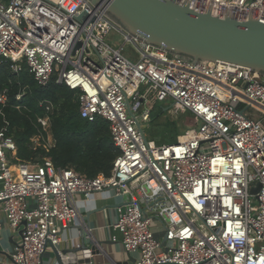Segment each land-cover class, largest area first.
<instances>
[{
  "label": "built area",
  "instance_id": "built-area-1",
  "mask_svg": "<svg viewBox=\"0 0 264 264\" xmlns=\"http://www.w3.org/2000/svg\"><path fill=\"white\" fill-rule=\"evenodd\" d=\"M177 1L219 18L264 20V0ZM127 43L137 60L123 52ZM8 61L16 72L26 63L41 86L55 78L75 90L81 117L107 120L119 149L111 174L89 177L49 158L13 163L16 140L9 123L0 129V236L3 216L23 230L12 263L48 264L46 249L61 244L64 228L91 231L77 195L114 190L127 198L114 227L124 248L141 254L124 264H264V73L142 41L91 0H0V66ZM154 91L197 117L175 143L157 144L143 130ZM7 100L5 90L0 103ZM48 120L39 118L44 128Z\"/></svg>",
  "mask_w": 264,
  "mask_h": 264
},
{
  "label": "trees",
  "instance_id": "trees-1",
  "mask_svg": "<svg viewBox=\"0 0 264 264\" xmlns=\"http://www.w3.org/2000/svg\"><path fill=\"white\" fill-rule=\"evenodd\" d=\"M5 90L8 100L6 105L0 103V129L9 123V133L16 140L18 150L13 163L49 158L57 166L74 168L89 177L101 172L111 174L119 149L110 133L109 122L101 118L95 122L82 118L75 90L58 83L55 78L50 84L41 86L26 70L14 71L11 61L0 66V94ZM47 103L51 104L50 110H47ZM184 112L197 124V117L191 111ZM46 116L49 120L44 128L39 118ZM161 125L163 140L177 141L182 133L178 120ZM49 136L53 139L52 145L48 144ZM34 138L38 139V146ZM164 141L158 142L168 143Z\"/></svg>",
  "mask_w": 264,
  "mask_h": 264
},
{
  "label": "water",
  "instance_id": "water-1",
  "mask_svg": "<svg viewBox=\"0 0 264 264\" xmlns=\"http://www.w3.org/2000/svg\"><path fill=\"white\" fill-rule=\"evenodd\" d=\"M91 2L142 41L195 62L218 61L264 73V20L253 19L251 14L249 20L232 15L219 18L177 0ZM138 126L142 128L140 122ZM259 187L253 192L256 193ZM19 232L22 236L23 230ZM70 252V249L56 250L59 264H64L63 256H70Z\"/></svg>",
  "mask_w": 264,
  "mask_h": 264
},
{
  "label": "crops",
  "instance_id": "crops-1",
  "mask_svg": "<svg viewBox=\"0 0 264 264\" xmlns=\"http://www.w3.org/2000/svg\"><path fill=\"white\" fill-rule=\"evenodd\" d=\"M78 207L91 231L84 232L80 225L74 223L64 228L63 240L58 246L49 245L44 254L48 264H59L56 250H71L70 256L80 259H91L94 264H124L141 257L139 252H129L123 245V234L115 228L119 216L124 211L127 198L114 190L92 194L90 198L77 195ZM164 228L161 222H154L153 229ZM165 229V228H164ZM156 233V232H155ZM20 232H16L3 216V232L0 236V264H14L11 253L21 242ZM165 239V233L164 238ZM85 245H84V244ZM69 254L64 255V264Z\"/></svg>",
  "mask_w": 264,
  "mask_h": 264
},
{
  "label": "rangeland",
  "instance_id": "rangeland-1",
  "mask_svg": "<svg viewBox=\"0 0 264 264\" xmlns=\"http://www.w3.org/2000/svg\"><path fill=\"white\" fill-rule=\"evenodd\" d=\"M111 36L114 38L117 36V34L116 33L111 34ZM123 52L126 53L129 57H131L134 60H137V58L139 57V53L137 52L135 46H133L130 43H127L125 45ZM23 70H26L27 72H29L28 66L26 63H23ZM143 89H144V87H143ZM149 100H150V108L153 111V119L151 120V122L143 123V130H144L146 136L149 139L155 140L157 142V144H159V142H158L159 140L164 141L162 138V136L164 135V130H163V128H162L163 126L161 124H163L166 121L178 120L179 130L182 133H184L186 130L197 125L196 123H194L189 118V116L187 115L186 112H184L182 110L181 111L175 110L174 107H172V105H173L172 99L159 100L156 97V94L154 91L151 93ZM144 107L145 106L143 105V108ZM163 110H164V112L162 113ZM248 112L261 115L257 110H255V108H250L248 110ZM262 116L263 115H261V117ZM175 141H176L175 139H167L164 142L174 143ZM34 143H35V145L38 146L39 142H38L37 138H35ZM48 144L49 145L53 144V139L51 136H49ZM164 228L162 227V228L157 229V230H156V228L153 229V231L156 232L155 236L158 240H163L164 233H165Z\"/></svg>",
  "mask_w": 264,
  "mask_h": 264
},
{
  "label": "bare ground",
  "instance_id": "bare-ground-1",
  "mask_svg": "<svg viewBox=\"0 0 264 264\" xmlns=\"http://www.w3.org/2000/svg\"><path fill=\"white\" fill-rule=\"evenodd\" d=\"M16 169H17V166L14 165V166L12 167V170H16Z\"/></svg>",
  "mask_w": 264,
  "mask_h": 264
}]
</instances>
